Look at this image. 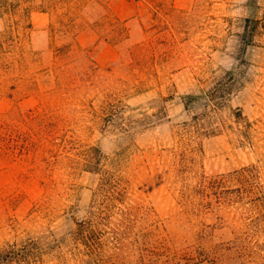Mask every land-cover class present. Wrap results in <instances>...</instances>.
Returning a JSON list of instances; mask_svg holds the SVG:
<instances>
[{
	"label": "rangeland",
	"instance_id": "rangeland-1",
	"mask_svg": "<svg viewBox=\"0 0 264 264\" xmlns=\"http://www.w3.org/2000/svg\"><path fill=\"white\" fill-rule=\"evenodd\" d=\"M0 264H264V0H0Z\"/></svg>",
	"mask_w": 264,
	"mask_h": 264
},
{
	"label": "trees",
	"instance_id": "trees-1",
	"mask_svg": "<svg viewBox=\"0 0 264 264\" xmlns=\"http://www.w3.org/2000/svg\"><path fill=\"white\" fill-rule=\"evenodd\" d=\"M198 97L206 98L205 96H201V95H196V96L195 95H189L188 100L190 99V101H191V100L198 98ZM187 104L189 105L188 102H186V105ZM106 185H108L109 188L105 190V191H107V193L104 194L103 199H101L98 202V205L96 207V212H95V214L97 213L96 220H95V222H94V220L90 221L88 224L83 226V228H81L82 229L81 235L83 237L81 235H79L78 238L80 240L88 239L89 233H91V232H89V231L86 232V231L88 229H93V227H94L93 224H100L102 222V219L103 220L108 219L107 218L108 216L106 217V215H112L114 208L117 207V202H122L121 201L122 196L125 194V187L123 186L122 181L121 180H113L111 183L106 184ZM126 214H127V212L124 215H126ZM104 216H105V218H104ZM125 221H126V219H125ZM125 221H123V222H125Z\"/></svg>",
	"mask_w": 264,
	"mask_h": 264
}]
</instances>
